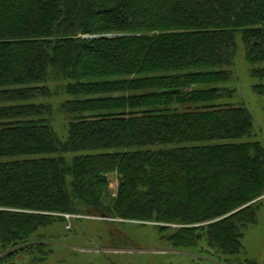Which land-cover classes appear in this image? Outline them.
Returning a JSON list of instances; mask_svg holds the SVG:
<instances>
[{"label":"trees","instance_id":"trees-1","mask_svg":"<svg viewBox=\"0 0 264 264\" xmlns=\"http://www.w3.org/2000/svg\"><path fill=\"white\" fill-rule=\"evenodd\" d=\"M238 35L264 97V0H0V264H51L66 216L148 222L175 251L242 264L264 145L241 142L249 110L216 104ZM54 68L64 140L39 102Z\"/></svg>","mask_w":264,"mask_h":264},{"label":"rangeland","instance_id":"rangeland-1","mask_svg":"<svg viewBox=\"0 0 264 264\" xmlns=\"http://www.w3.org/2000/svg\"><path fill=\"white\" fill-rule=\"evenodd\" d=\"M237 36L234 64L227 68L233 72V78L219 87L234 90L231 99L218 101L217 105L245 107L252 114L254 133L251 139L241 142L259 141L264 145V97L254 86L262 82L252 77L253 66L247 60L245 46ZM258 67H264L257 65ZM69 79L54 68L47 82L52 91L51 98L41 100L52 107L51 123L57 136L64 140L68 135V116L63 109L69 98L65 88ZM69 155V160L72 154ZM111 190L116 194L119 179L116 174L110 176ZM261 209L256 226L244 231L243 251L238 257L242 264L251 261L264 264V197L260 199ZM66 222L57 223L46 232L53 236L48 241L53 249L49 259L51 264H208L199 260L189 251H175L162 241L159 229L148 222H124L101 217L66 216ZM168 234H173L177 226ZM18 258L25 264L26 259ZM238 264V263H234Z\"/></svg>","mask_w":264,"mask_h":264}]
</instances>
